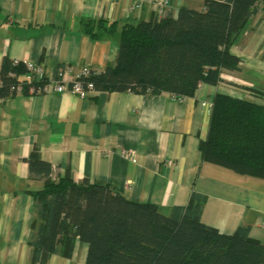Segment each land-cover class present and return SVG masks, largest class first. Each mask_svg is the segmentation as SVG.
I'll return each instance as SVG.
<instances>
[{"label": "crops", "instance_id": "crops-1", "mask_svg": "<svg viewBox=\"0 0 264 264\" xmlns=\"http://www.w3.org/2000/svg\"><path fill=\"white\" fill-rule=\"evenodd\" d=\"M169 1L173 16L180 6L204 7L203 0ZM133 2L0 0V66L3 57L24 66L35 62L43 67L46 83L65 64L101 71L117 56L118 36L93 41L82 22L104 18L122 24L153 15L147 2L130 11ZM261 46L264 13L231 47L242 69L224 73V82L217 85L201 84L182 101L168 92L30 93L23 82L26 69L19 73L22 92L0 97V264H35L28 243L33 198L26 192L40 185L28 177L26 159L33 150L51 164L54 175L69 169L75 182L115 184L137 202L181 206L194 189L206 196L204 224L226 234L248 225L250 237L264 243V180L202 161L197 150L206 136L214 94L252 99L241 86L264 90V66L249 65L243 56ZM86 250L77 242L71 259L52 255L48 264H83Z\"/></svg>", "mask_w": 264, "mask_h": 264}, {"label": "trees", "instance_id": "trees-1", "mask_svg": "<svg viewBox=\"0 0 264 264\" xmlns=\"http://www.w3.org/2000/svg\"><path fill=\"white\" fill-rule=\"evenodd\" d=\"M203 5L122 24L83 21L93 41L118 36L114 62L86 79L95 91L183 97L194 96L203 83L224 82V73L242 69L231 47L264 13V0H203ZM23 71L22 63L3 57L0 97L20 82ZM241 87L253 98L214 94L197 150L202 161L264 180V90ZM26 162L28 177L40 182L26 190L33 198L32 263L48 264L52 255L71 259L78 242L87 246L83 264H264V243L250 237L248 225L226 234L201 221L206 196L194 189L185 205L163 208L127 198L115 184L75 182L69 169L54 175L36 150Z\"/></svg>", "mask_w": 264, "mask_h": 264}, {"label": "built area", "instance_id": "built-area-1", "mask_svg": "<svg viewBox=\"0 0 264 264\" xmlns=\"http://www.w3.org/2000/svg\"><path fill=\"white\" fill-rule=\"evenodd\" d=\"M144 2L149 3L152 6L153 12L158 17H163L170 9L169 0H134L130 7V11H139ZM14 64L19 62L13 61ZM26 72L24 73V83L28 88V92L33 93L35 91L40 92L42 90L64 92L68 91L80 96L91 95L95 90L92 81L87 80L86 77L97 70H93L89 65H82L79 68H75L72 65L65 64L58 67L56 71V78L48 80L47 83L44 80L43 67L35 62L25 63ZM12 75H14L12 73ZM2 86L0 80V88ZM10 93L22 92V87L19 82L11 84L9 86ZM176 100L182 101L185 97L172 95Z\"/></svg>", "mask_w": 264, "mask_h": 264}, {"label": "rangeland", "instance_id": "rangeland-1", "mask_svg": "<svg viewBox=\"0 0 264 264\" xmlns=\"http://www.w3.org/2000/svg\"><path fill=\"white\" fill-rule=\"evenodd\" d=\"M250 51L246 52L243 56L245 61L249 63H252V65H260L264 66V46H261L257 49H254L251 54H249ZM250 65V64H249ZM251 65V66H252ZM258 70V69H257ZM259 71V70H258Z\"/></svg>", "mask_w": 264, "mask_h": 264}]
</instances>
